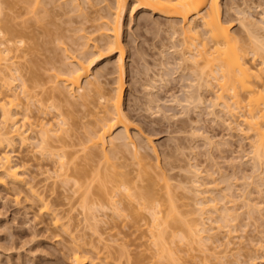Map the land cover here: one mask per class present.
I'll return each instance as SVG.
<instances>
[{"label":"bare ground","instance_id":"bare-ground-1","mask_svg":"<svg viewBox=\"0 0 264 264\" xmlns=\"http://www.w3.org/2000/svg\"><path fill=\"white\" fill-rule=\"evenodd\" d=\"M9 2L11 1L0 0V187L5 188V191L6 189L14 190V194L18 195L20 191H17L16 188L24 186V191L27 193V198H24L28 201L29 205L27 206L32 209L36 208L35 216H48L49 225L52 228L62 229L67 233L66 235L71 236L73 247L69 255L72 264H82L83 262L86 264L87 261L91 264L93 255V260L95 258L100 260L99 264H120V258L125 257L122 255L126 254L127 256V252L124 250L127 246L124 249L123 247L118 249L120 250L117 251L119 255L115 251L118 256H110V252L107 253L109 250L101 256V251L97 250L102 245L104 246L102 248L105 249L110 243L107 241L113 240L112 237L118 235L113 236L112 233L111 238L107 237L108 234L104 237L106 231L104 230L103 233L97 228L100 221L103 223L101 216L109 214V212H111L109 219L114 221L113 224L120 218H126L131 221V224L133 223L132 227L137 230H140L141 221H148V241L153 248L151 256L157 261L178 264L180 257L183 256H179V253L186 252V255L192 257L190 253L194 250L200 251L201 254L205 253V256L214 259L226 260L228 257L226 253L232 250L229 248L227 251L228 245L231 243L228 237L235 231V225L231 223L238 217V213H236L238 209H235L238 197L243 198L238 202L243 203L244 208H247L243 211L250 213L253 209L250 211L249 208L253 207L255 213L259 214L258 211L260 212L263 206L258 207L259 204L256 201L255 203L251 202L254 199H250L248 193L243 197L235 196L234 190L232 191L230 187L231 183L227 185L224 182L226 186L220 187L223 188L222 190L218 188L221 192L212 196L211 194H214L217 186L211 187V183L214 182L209 179V183L199 181L203 171L197 168L195 162L189 163L188 168H183L187 172L185 174L191 177L187 181L183 180L184 182L178 181V188L182 193L184 190L185 196L191 195L190 198L193 199V201L189 200L193 203L191 207L188 205L189 202H181L184 203L181 205L189 208L194 206L193 210L179 209L181 206L177 199L181 196L179 197L177 194L176 197L171 193L170 176L168 178L167 174H162L163 182H160L164 183L162 187L156 183L158 180L155 181L154 176L149 173L151 167L149 171L147 170L150 163L145 164L147 158L144 159L146 160L144 163L142 153L137 150V147L138 149L143 147L140 145L142 142L139 143V137L130 133L131 118L123 108L125 91L123 77L126 72L125 49L122 45L123 19L127 12L132 14L136 10H148L168 19L165 33L171 43L166 49L169 51L172 49L170 55L173 56L175 69L172 70V73L187 69L186 71H189L192 77L189 84L186 85L187 90L183 94V98H177L176 95L171 96L169 104L183 107V110L191 105L195 108L206 107V111H208L206 113L213 119L221 120L231 130L239 129V132L243 133L240 135H247V138L250 135L253 141L248 161L253 172L250 173L255 174L244 176L243 181L245 178H254L255 180L252 182L256 183L255 185L258 183L257 181L264 185V0H34L35 6H40L39 4L56 5L60 2V6L65 4L69 11L75 13L88 10L90 14L92 12L94 14V10L97 9L93 8L94 6H100L102 10H105V14L101 17H93L89 14L91 17L89 19H92L95 25L92 24L93 27H90L92 31L88 32V35L80 36L83 40L78 43L79 51L76 55L67 56L63 53L65 49H61L64 58L61 56L63 58L62 65L58 67H63L58 69L56 66L55 70H52L55 73H51V78L50 75L48 76L51 86L45 89H42V85L46 86L47 83L39 81L37 70L35 74L28 68L30 71L27 74H22L23 67L18 60L23 58L27 52L19 51L17 43H21V40L13 39L17 29L14 30L13 22H10L11 14L4 11L6 7L11 6ZM99 9L101 10V8ZM254 14L257 16L255 17ZM232 22H236L239 27L236 34L230 29ZM85 29L88 28L85 27ZM79 30L82 31L84 28H77V31ZM22 32L24 33V31ZM5 34H12L10 35L12 37H5ZM93 35L94 37H92ZM175 35L180 36L179 41ZM177 47L180 49L178 50ZM162 50L160 52L162 60L159 64L165 70L170 63L167 60V54L165 56ZM100 51L117 54L116 59L114 58L115 62L112 64V71L105 67L106 72H103L104 70L103 73H100L101 71L92 72V68L100 60L106 58ZM33 67L34 65L31 66V68ZM165 73L158 74L159 77H155L157 80L152 79L151 83L146 84L149 86L148 97H145L146 104L154 105L153 107L159 110H156L157 112H160L161 101L152 92V89H155L156 81L162 85L167 81L169 74ZM108 74L114 76H112V87L109 91H105L106 89L102 88L104 79L101 81L100 78ZM106 85H108L107 81ZM204 91L213 92V95L205 98L202 94ZM43 93L45 97H42ZM70 96L71 99L79 100V104L75 99L71 100ZM46 100L48 104L44 102ZM55 101L65 103V105L67 103L69 108H74V105L77 108L81 107L83 115L79 117V120L77 119L78 122L76 121L78 115L75 112V115L72 114L73 116L77 115L75 120L72 117L68 119L65 117L66 114H63L64 110L60 111L61 105H57ZM77 108L76 110L79 109ZM70 110L72 112V109ZM76 110L74 109V111ZM76 112L78 113V111ZM79 112L81 113V111ZM218 113L229 119L223 120ZM235 115H238L236 118L239 119L232 118ZM46 116H50V118ZM73 120L74 122H70ZM77 128L82 129V132L75 143L71 138L77 134L75 133L78 132ZM190 134L191 137L202 138L207 144L214 141L198 129H193ZM144 137L145 146L143 149L149 150L153 156L156 155L153 141ZM17 145L28 148V152L35 149L31 156L35 155L36 158L39 156L37 159L40 160H38L40 164L43 161V164L47 162L42 171L37 169L41 171L40 174H46L49 177L47 179L53 176L55 179L59 178L58 181L62 185L71 183L74 193L78 196L76 199H79L77 206L81 209L79 213L81 218L78 219L80 223H89L86 229L91 230L89 232L92 233L91 236L96 237L94 240L96 245L100 246L95 247L93 241H85L86 238L83 237V234L78 240L81 245L77 243L76 236L71 235V231L74 229L70 231V228L73 227H68L71 225L69 222L72 223L70 211L60 215L56 211L57 209L50 207L51 204L43 199L44 194L39 191L37 183L34 182L35 178H32L34 176L27 178L29 174H27L29 168L26 169L27 162H23V159L19 162L14 160ZM75 146L80 149L74 150ZM122 150L128 151L131 160H134L131 162L132 170L129 168L131 163L128 164L127 160L118 161L121 159ZM79 152L81 155L78 154ZM146 153L148 154V152ZM146 153L145 156H147ZM76 159H80V161L76 162ZM122 168L124 169L122 170ZM155 175L159 177L161 174L155 173ZM210 176L206 174V177L210 178ZM233 179L236 180V176L235 178L233 176ZM211 188L215 189L214 192H212L213 189L210 191ZM262 188L256 187V193L264 194ZM171 189L173 191V188ZM160 190L162 191L160 192ZM62 215H65V217L63 216L66 219L65 222H61L64 220ZM251 217L255 218L250 215L245 218L247 222L252 219ZM112 223L110 222L108 226L117 225L113 226ZM245 226L247 227V225ZM222 229L225 231L224 237L226 236L223 241L217 237V232ZM255 243L253 250L256 252L248 254L249 256L243 261H239L242 256H239L238 253L235 263L256 264L257 261H264V244L260 240ZM207 244L209 247H205V245L208 246ZM181 245L186 248L181 250L179 247ZM136 260L139 261L138 258ZM224 262L227 263V261Z\"/></svg>","mask_w":264,"mask_h":264},{"label":"rangeland","instance_id":"rangeland-1","mask_svg":"<svg viewBox=\"0 0 264 264\" xmlns=\"http://www.w3.org/2000/svg\"><path fill=\"white\" fill-rule=\"evenodd\" d=\"M9 1L12 2V3L9 2L11 6H9L8 8L6 7L4 11L9 15L11 14L12 20L10 22H13L12 26L14 27V30L17 29L15 30L13 39L16 41L21 40V43H17V47L18 49H20L19 51L24 50L25 52H27V54L23 56V58L18 60L21 63V66L23 67L22 74L25 73L27 74V72L30 70L31 72L34 71L33 73H35L37 70L36 73L39 74V75L37 74V77L38 78L40 77L39 81L42 82L45 81L44 83H47L46 86L43 83L44 85H42L43 86L42 89L51 86L50 81H48L49 80L48 76L50 75L51 78V75L55 73V71L52 70H55L54 68H56V66L58 67L62 65L61 63L63 61L64 54H67V56H72V55H76L77 52L79 51L78 43L82 42L83 40L82 38H80V36L88 35L87 33L92 31L91 30L92 28H90L93 27L92 24L95 25V22L93 23L92 19H89V17L90 16L101 17L102 15L105 14V10H102V7L100 6H94L93 8H97V9L94 10V14L93 12L90 14L88 10H85L81 13L71 12L68 10L69 8L66 7L65 4L62 5L61 3L62 6H60L59 5L60 2L57 3L56 5L39 4L40 6H35L34 0H25V1L9 0ZM99 8H101V10ZM254 15L255 17L257 16L256 14ZM167 23H168V19H165L164 17H160L157 14H153L148 10H138V11L136 10L132 12V14H129V12H127L124 16L123 19L124 31L122 35V45L124 46L125 49L124 63H125L126 72L124 73V77H123L124 89H125L123 96V108L124 111L127 112V114H129L131 118L130 133L139 137L138 141L139 143L140 141L142 142L140 143V145H142L143 147L145 146L144 144L145 139H143L144 136H145L144 138L147 137L153 141L156 147V155L153 156V154L149 150H145V148L143 149V147L139 149L137 147V150L140 151L139 153H142L143 160L147 158L146 159L147 161L144 160L143 162L145 163L146 161L147 163L145 164L150 163L149 166L146 165L147 167H149L147 170L149 171L151 167L150 169L151 172L149 171V173L154 176L155 181L158 180V182L156 181V183L160 184L161 185L160 187H162L164 184V183H160L163 182L162 174L163 173L167 174L168 178L170 176L171 180L169 178V183H171L172 186V187L170 186L171 193L174 194L175 196L177 194H178L177 196L179 197L181 196L180 198L177 199V202H179L178 204L181 206L179 209H183V211H188L190 209L193 210L194 208V206L192 208H189L193 205V203H191L193 201V199L190 198L191 195L185 196L186 194L185 191L182 189L183 192L185 193L184 194L182 193L181 189L178 188V184H179L178 181L180 182L181 180L187 181V179L191 177V176L189 177L188 174H185L187 172H185L183 168H188L189 163H193V162H195V165H197V168H199L200 171L201 170L203 171L200 174V177L202 176V178H199L200 179L199 181L209 183L210 180L214 182L211 183L212 184L211 187L217 186L216 187L217 191L211 188L210 191H212L213 189L212 192H214L215 190L214 194L211 192L212 196L213 195L216 196L218 195L217 193L221 192V190L224 188L225 185L224 182L227 185L228 183H231L232 185H230V187L232 191L234 190L233 194L235 196L241 195V197H243V196H247L246 194L248 193V197H250V199H254L251 202L255 203L256 201V203L259 204L258 207L263 206L261 207L260 212L256 210L258 211L259 214H257V212L255 213V209L251 206L252 208L249 209L250 211L251 209H253L252 212L254 213L250 212L251 213L250 214L249 212L243 211V210H247V208H244L245 206L243 205V203L241 204L238 202L243 198L238 197L235 207V209H238V211L236 210L237 211L236 213H238V217L237 220L231 223L235 225V231H233V233L231 232L232 234L230 235V237H228L231 243L228 245L229 247L227 248V251L229 248H232V250L226 253V255H228V257L226 256L227 257L226 260L225 259L219 260L220 258L214 259L207 255L206 257L205 253H203L204 254L203 255L200 253V251L197 252L196 250H194L190 253L192 257L186 255L185 254L186 252L179 253V256L180 255L183 256L180 257L178 261V264H217V263L219 264V261L220 264L221 263L239 264L240 262L235 263L236 258L238 257V253L240 254L239 256H242L239 259V261H243L249 256L248 254H252V252L254 251L253 249H255V245H254L256 244L255 242H258L260 240V242L264 244L263 242L264 241V201H263L264 194H257L255 191L256 187L259 188L263 187L262 189H264V185H261L260 181H257L258 182L257 185L260 184L261 186L255 185L256 183L254 184L252 182L253 180H255L254 178L253 179L245 178L244 181L246 183H243L244 176L255 174V173L251 174L253 172L251 169L250 162L248 161L250 157L249 151L251 150L250 148L253 139L250 138V135L249 138L246 137L247 135L245 136L240 135L243 133L239 132V129L235 130L234 128L231 130L221 120L213 119L212 116H209L206 113L208 112L206 111L207 110L206 107L200 106V108H195L194 106L191 105L189 108L183 110V107L176 106L174 104L171 106L170 105L171 103L169 104V102H171L169 101L171 99V96L176 95L177 98L180 99L183 98V94H185V91L187 90L186 85L189 84L192 77L189 71H186L187 69L186 70L183 69L184 71H178L176 73H172V70H175L173 63L174 62L173 56L170 55L172 49L171 51H169V49L168 50L166 49L167 47H169L171 43L167 33H165ZM79 27L80 29L84 28V30L77 31V28ZM85 27L88 29H85ZM163 29L164 31H162ZM230 29L233 32L235 31V34L237 31H239L238 30L239 27L236 24V22H232V24L230 25ZM22 31H24V33ZM10 35L12 34H5V37H12ZM92 37H94V35ZM175 38L177 39V41H179L180 36L175 35ZM61 49H65L63 50L64 54L62 53ZM177 49L179 50L180 48L177 47ZM161 50L163 51L165 56L167 54V60H169L168 62L170 63V65L167 66L168 68L165 70H163L159 64V62H161L162 60L160 55ZM100 53L108 60L106 58L100 60V62L95 67L92 68V72L95 71H99V72L101 71L100 73L106 72L107 70L106 71L104 70L105 67H107V69L109 68V71H112L113 70L112 64H114L117 54L108 51L105 53L103 51H100ZM33 65L34 67L31 68V66ZM50 66H52V68H50ZM102 66L103 68L101 69ZM62 67H58V69ZM28 68H30V70ZM34 68L37 69L34 70ZM165 72L169 74V77L167 76L168 77L166 81L167 83L165 82L162 85V83L156 81L157 84L155 83L154 85L155 89L154 90L152 89V92L161 101L159 106L160 112H157L159 110L156 107H153L154 105L148 106L146 104L147 103L146 98L148 97L147 89L149 87L146 84L151 83L152 79H156L155 77H159V75L161 74H166ZM103 76H104L103 78L102 77L100 78L101 81L102 79H104L103 80L104 82L102 81V83H104L102 84V88L103 90L106 89L105 91L107 90L109 91V89L112 87V81H113L112 76L114 75L108 74ZM105 77L107 78L105 79ZM105 80L107 81L108 84L106 86H105L106 84ZM202 94L203 97L209 98L211 95H213V92L204 91L202 92ZM43 95L44 96L42 97H45L44 93ZM74 99L75 101H78L79 104V100H76V98ZM44 102L48 104L47 100ZM55 102L57 105L59 106L61 105L60 111L63 109L64 110L63 114H66L65 117L66 118L68 117V119L70 117L74 119L78 115V117L76 118L77 121V119L79 120V117L83 115L82 114L83 109L81 107H78L79 109H81L79 110L77 107H75V105L74 108L72 107L69 108V104L67 103L65 105V103H59L57 101ZM78 104H76V106H79ZM76 108L78 110H76ZM70 109H72L73 113L71 112ZM74 109L78 111V113L74 111ZM79 111H81V113ZM216 111L218 112V110ZM74 112L75 114H77L76 116L72 115L74 114ZM218 114L221 116V118H223V120L229 119L226 118L225 116L223 117L221 113ZM50 116H46V117L50 118ZM236 116L238 115H235V117L232 118L239 119L236 118ZM74 120L70 122H74ZM193 129L196 130L198 129L200 131H203L204 134L212 138V141L214 140L213 143L211 142L210 144L209 143L207 144L205 140H203L200 137H191L190 133H192ZM76 130H78V132L75 131L74 132L77 134H74L71 138V140L73 139L72 142L75 143H77L78 140L77 138L78 136H80L82 132L81 131L82 129L80 128L79 129L77 128ZM214 143L215 145H213ZM73 149L78 150L80 148L78 146H75L73 147ZM28 151H29L28 148H22L17 145L15 147V152H14V154L16 153V155H14L15 162L16 160L19 162L22 159L24 160V161L22 160L23 162L25 163L27 162L28 166H26L27 167L26 169L29 168L27 170L28 171L27 174L29 173L27 175L28 176L27 178L29 179L31 178V176H34L32 177L33 179L35 178L34 182L37 183L38 185L37 187H39V191H41L44 194L43 199L46 202L48 201L47 202L48 204H51L49 205L50 207L54 208L55 210L57 209L56 211H58L60 215L64 214L68 210L70 211L69 215L72 216L71 219L72 223L69 222L71 225L68 224L69 225L68 227L69 228L73 227L70 228V231L74 229L73 231H71L72 232L71 235H74L73 237L76 236L75 238L77 239L76 240L77 243L81 245L80 241L78 240H80L79 238L84 235L83 237L86 238L84 239L85 241L87 242L93 241L94 244L96 245V241H94L96 237H93V235L91 236L92 233L89 232L91 231L89 230V228L86 229L89 223L87 224L82 222L84 225L80 223L79 219L81 218V216L79 213L81 209L79 206H77L79 205L78 204L79 199H76L78 198V196L73 191L74 187L71 186L70 182L62 185V183L58 181L60 180L59 178L55 179V177L52 176L50 177V179H47L49 177H47L46 174H40L42 168L44 169V165L47 162L43 164L44 162L43 161L40 164L39 162L40 160L37 159L39 158V156H37V158L34 157L35 155L31 156V154H33L35 149L30 150V152ZM144 152L145 153L148 152V154L146 153L147 156H145ZM121 153L122 156L124 153L126 159L124 158V156L122 157L121 155H118L121 156V159H119L118 161L127 160L126 162L128 164L134 162V160L133 161L131 160L130 157L131 155H129L128 151L124 152L122 150ZM78 154L81 155L80 152ZM34 158H36L37 161L38 160L39 161L35 162L36 159L34 160ZM79 161L80 159H76V162ZM126 162L124 163L126 164ZM36 163L40 165L37 166ZM132 165L133 164L131 163V165L129 166L130 170H132L131 168H133ZM37 169L39 170L41 169V171ZM123 169L124 168H122V170ZM154 172L157 175L158 173L161 175H159L158 177L155 175ZM206 174L211 175L210 178L206 177ZM233 176L234 178L236 176L237 181L233 179ZM181 184L183 185L184 183ZM253 185L255 186L253 187ZM157 187L158 185L156 184V188ZM24 188H25L24 186H19L18 188H16L17 191H20L18 196L14 194L15 193L14 190L6 189L5 191V188H3L2 186L0 187V264H72L69 255L71 253V248L73 247L70 238L71 236L66 235L67 233H65L62 229H59L60 230L59 231L52 228V226L49 225L50 221L48 216L46 215L41 216L42 218L37 215L35 216L36 213L34 211L36 208L32 206L34 207L32 209L29 206H27L29 204L27 199L25 200V198H27V193L24 191ZM171 188H173V191ZM218 188L221 190H219ZM41 189H43L44 192ZM246 189L250 191L248 192ZM162 190H160V192ZM65 195H67L66 198ZM184 196L187 197L188 200ZM181 202L184 203L189 202L188 204L189 207L182 206L181 204L184 203ZM249 204L252 203L249 202ZM110 214L111 212H109V214L106 213L104 215L105 217L101 216V218L103 217L102 218L103 223L100 221L99 222L100 224H97L98 225L97 228L101 232H103L104 230L106 231L104 237H106L107 234L109 235L107 237H110L112 233L113 236L115 234L118 235H115L114 237L111 236L114 239L113 240L109 239L110 241H107L108 243L109 242L110 243L109 245L106 246L105 249L102 248L104 246L101 244L102 246L99 247V249H97L101 251L100 252L101 256H103L102 254L106 253L107 250H109L107 253L110 252V256L111 255L116 256L117 254L119 255L117 251L120 250L118 249L120 247H123L124 249V247L127 246L124 249L127 252V256L126 254L122 255V257L123 256L125 257H123L122 259L120 258V264H130V263L166 264L165 261H160V260L157 261L153 256H151V254H153L152 253L153 248L149 245V241H148L149 237L147 235V229H148L147 226L149 225V223L147 220L141 221L140 230H137L136 228L132 227L133 223L131 224V221L126 218H120L115 222V224H113L112 222L114 221H111L109 219L111 216ZM250 215L254 216L255 218L253 219V217H251L252 219H250L247 222V219L245 218H247ZM63 216L65 217V215H62V217ZM64 217L62 218L64 220H62L61 222H65L66 219ZM109 221L112 223L113 226L116 224L117 225L114 227L109 225L110 226L109 227L108 226V224H110ZM245 225H247V227ZM223 234H225L224 229L217 232V237L221 238L222 241L226 237V236L224 237ZM207 245L208 246L205 245V247H209V244ZM97 246L100 245H96L95 247ZM181 246H179L181 250H184L186 248V246L185 247L183 246L181 247ZM112 247H115L116 249ZM147 247L149 251L147 250ZM115 251L117 254L115 253ZM255 252L256 250L253 252V254ZM260 253H256V254H260ZM112 257L109 258L114 259ZM91 258H92L91 264H99L98 262L100 260H98L97 258L93 260L94 255ZM137 258L139 259V261L136 260ZM125 261L128 262L126 263ZM224 261H227V263H225ZM257 263L264 264V261H257ZM82 264H85V262H83ZM86 264H90V263L87 261ZM240 264H245V263L241 262Z\"/></svg>","mask_w":264,"mask_h":264}]
</instances>
